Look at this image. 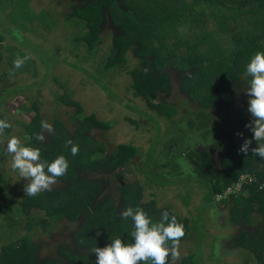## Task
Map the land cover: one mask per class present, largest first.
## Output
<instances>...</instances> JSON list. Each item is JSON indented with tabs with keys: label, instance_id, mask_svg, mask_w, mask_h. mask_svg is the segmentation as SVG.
<instances>
[{
	"label": "trees",
	"instance_id": "trees-1",
	"mask_svg": "<svg viewBox=\"0 0 264 264\" xmlns=\"http://www.w3.org/2000/svg\"><path fill=\"white\" fill-rule=\"evenodd\" d=\"M67 1L54 0L52 5L63 8V12L72 9L69 16L78 19L67 20L73 25L79 20L81 27L91 28L90 33L86 28V35L75 38L84 41L81 45L86 56L94 58L99 47L107 43L106 37H111L99 69L90 74V80L101 88L96 97L103 92L108 105H103L100 113L92 108L91 116L86 117L81 103L71 99L75 93L69 85L74 83V77L65 80L52 74L50 84L55 78L68 94L52 91L53 119L45 121L52 123L56 131L50 136L46 133L50 143L44 139L39 144L35 136L45 134L42 116L37 115L41 110L40 95L29 98L31 108L27 110L34 118L32 125H25L21 132L25 145L28 140L31 144L26 146L38 144L40 159L49 163L50 156L63 155L69 167L66 175L57 178L59 186L19 200L21 213L15 217L12 208L1 203L6 193L0 178V227L17 232L15 240L0 246V264H95V247H104L117 237L131 243L133 222L122 218L121 213L128 207L143 209L138 202L141 192L120 177L133 170L148 175L150 184L158 187L182 176L189 178L183 188L192 189L194 180L201 183L195 184L197 189L205 186V190L194 225L200 224L203 211L215 209L220 201L223 207L230 208V227L237 229L236 234H227L221 242L223 251L225 241L234 242L240 247L237 250L258 251L253 263L264 264V159L253 156L250 150L247 155L239 152L244 139L252 138L245 127L253 119L247 111L250 97L245 94L251 77L245 73L252 55L264 52V0ZM198 15L211 27L195 26ZM0 62L10 66L1 53ZM60 65L58 57L53 72ZM123 73L128 74L129 84L122 88L118 78L124 77ZM3 78L0 76V83ZM138 99L145 106L136 104ZM62 105L74 106L76 111L73 115L65 110L60 113L57 107ZM101 114L105 120L98 118ZM68 117L78 121L73 132L69 122L67 125ZM0 119L8 122L6 114H0ZM94 131H101L108 141L118 140L122 132L133 133L136 138L149 132L151 142L147 152L134 148V144L109 150L92 137ZM10 134L11 128L6 129L4 135ZM69 139L79 146L75 156L71 145L66 146ZM254 147L253 140L251 148ZM142 157L148 162L138 161ZM194 157L202 161L198 174ZM9 191L7 183V195ZM189 199L188 194L183 198L186 203ZM115 203L120 204L118 208ZM238 210H243L239 216ZM253 214L258 221L252 225L255 231H249L247 220ZM64 220L73 225L68 241H63L68 236L59 231ZM151 220L160 222L161 217ZM177 221L184 226L183 241L190 228L183 220ZM202 237L201 234L195 242H187L189 249L193 246L192 251L179 261L170 255L169 264H204L202 256L209 243ZM168 243L171 247L172 242ZM45 249L48 256L43 255Z\"/></svg>",
	"mask_w": 264,
	"mask_h": 264
},
{
	"label": "rangeland",
	"instance_id": "rangeland-1",
	"mask_svg": "<svg viewBox=\"0 0 264 264\" xmlns=\"http://www.w3.org/2000/svg\"><path fill=\"white\" fill-rule=\"evenodd\" d=\"M53 2L54 0H0V34L3 39L0 41V44H2L0 53L5 58V64H10V66H4L3 62H0V76H4L2 79L4 82L0 83V93L2 94L0 96V114H6L8 123L11 124V134L9 136H16L23 143L25 141L21 137V132L24 133L25 125H32L34 118V114L27 110L31 108V99L29 98H36L37 95H40L38 100L41 110L37 115L38 117L42 116L41 121H45V118L53 119V111L51 110L52 104L55 102V95L53 94L55 89L58 91L57 94H62V96L68 94L62 85H60L61 83L55 78H52L53 83L50 84L52 74H57L65 80H69L70 76L74 77V83H70L69 85V90L75 93L71 99L81 103L86 117L91 116L92 108L98 110L100 113L102 106L108 105L103 92L101 97H96L100 95L101 88L90 80V74L96 73L97 69H99L98 63L106 56V46H108L107 43L110 42L111 37H106L105 42L107 43H103L99 47V50L94 54V58L86 56V50L81 45L84 41L79 42L75 38H82L83 35H86L84 34L86 28H88V33L91 32V28L87 26L81 27L79 20L73 25L68 20L78 19V17L69 16V14H72V9L63 12V8L57 6L53 8ZM65 3H68V1L66 0ZM198 17L195 26L206 25L211 27L210 23L206 22L204 18L201 19L200 15ZM79 18H82V15ZM23 23H25V26L21 25ZM24 55L31 56V59L26 61L28 65L25 63L21 68L12 70L14 74H10L13 61L18 56L23 58ZM58 57H60L61 65L57 67L58 71L53 72ZM71 64H75L77 67L74 68ZM123 74L124 77L118 78V82L122 88L129 84V81H127L128 74ZM30 85L34 86L30 87ZM92 93L94 96H92ZM136 102L138 105L145 106V102L140 99ZM57 109L60 113L65 110L67 113H72V115L76 111L74 106L65 107V105L59 106ZM47 111H51L49 115H45ZM150 113L154 114L153 112ZM106 117L108 118V116ZM68 118L69 121L66 118L67 125L69 122L70 129H72L71 132H73L78 121L76 118ZM98 118L105 120L102 114ZM109 119H111L110 116ZM49 124L52 126V131L48 132L44 130L45 134L43 135L48 143L51 142V139L46 133L50 136L52 132L56 131L53 124L50 122ZM9 136H0V146L2 147L0 149V178L3 179L4 191L6 193L5 200L1 203L3 206L11 207L12 215L15 217L21 213L18 201L25 197L31 198L35 196H26L23 189L27 181L21 178L18 172H13L11 169V155L5 152L6 140ZM149 136V132H142L140 138H136L133 133L123 134L122 132L118 140L108 141L101 135V131L92 132V137L104 143L109 150L114 149L117 145L124 149L123 145L134 144V148L139 149L141 147L139 151L147 152L151 142ZM30 141L28 140L26 145H30ZM38 143L42 142L38 141ZM98 146H95V148L98 149ZM57 156L59 155H54L52 158L50 156V162ZM132 156L135 155L131 154ZM194 158L197 162L196 174H198L202 161L197 157ZM138 161L143 163L148 162V159L142 157L138 158ZM147 176L139 170H133L131 173H126L124 177L120 178H122V182L133 184L135 190L141 192L138 202L143 205V210L147 211L150 219H160L161 213L168 211L170 217L175 215L177 219L183 220L189 226L190 231L187 237L179 242L177 249L179 258L176 260L179 261L184 254L191 252L193 246L189 249L186 245L187 242H195L202 234L204 237L201 240L209 243L202 256L204 264H254L252 259L258 254L256 250L253 253L242 249L237 250L236 248L239 249L240 247H236L234 242L227 243L228 241H225L224 243L227 247L223 251L221 242L227 239V234H236L237 229L230 227V223L227 221L231 217L230 208L223 207L220 201L217 202L215 209L203 211L199 220L200 224L194 225L198 213L197 208L201 200V193L205 190V186L197 189L195 184L201 183L194 180L195 184L191 181L193 184L192 189L183 188L182 186L188 182L189 178L188 176H182L179 178L175 177L169 184L158 187L156 183L150 184L152 180ZM7 183L10 184L9 195H7ZM59 185L60 182L57 181L52 187ZM235 189H238V186ZM226 191L228 190H225L224 193H227ZM187 194L190 196V199L186 203L183 198ZM12 199L13 202L11 203ZM115 204L117 208L120 205L118 203ZM212 210L216 212H211ZM238 211L239 214H236L237 216L241 215L240 211L243 210ZM173 212H176V214ZM236 215L235 217H237ZM2 219L3 217L0 216V225L2 224ZM129 221H131L130 218ZM257 221V217L253 214L247 220V223L251 226V229L247 230L255 231V227L252 225H257ZM249 225L243 226L247 227ZM59 231L64 232L68 236L64 237L63 241L70 240L72 237H69V235L73 231L72 223L67 220L62 221ZM16 238L17 232H11L6 228L0 227V246ZM217 239H220V241L216 242L215 240ZM43 255H49L47 249L43 251ZM260 258L262 259V256Z\"/></svg>",
	"mask_w": 264,
	"mask_h": 264
},
{
	"label": "clouds",
	"instance_id": "clouds-1",
	"mask_svg": "<svg viewBox=\"0 0 264 264\" xmlns=\"http://www.w3.org/2000/svg\"><path fill=\"white\" fill-rule=\"evenodd\" d=\"M31 56L17 57L13 61V70L21 68ZM10 74H14L10 72ZM247 76L251 77L245 94L250 97L247 101V111L253 118L245 125L252 133L251 139H244L239 152L247 155L249 150L253 156L264 159V52H256L246 65ZM11 124L7 119H0V136ZM42 129L51 132L52 126L41 121ZM242 137V133H237ZM35 139L43 142L45 137L37 134ZM256 147L251 148L252 141ZM71 145V154H78L79 146L71 139L66 141V146ZM5 152L11 155V169L18 172L19 176L27 181L24 185L26 196H36L42 191L51 190L57 183V178L66 175L69 163L65 156L59 155L52 162L40 159L38 147L26 146L20 138L9 136L6 140ZM47 169V171H45ZM124 219H131V243H125L120 238L111 240L104 247H95V264H169L168 257L173 260L179 258L177 251L180 239L185 235L183 224L177 221L175 215L170 217L168 211L161 213L160 222H153L147 213L139 207H128L122 213ZM169 241L172 242L169 247Z\"/></svg>",
	"mask_w": 264,
	"mask_h": 264
}]
</instances>
